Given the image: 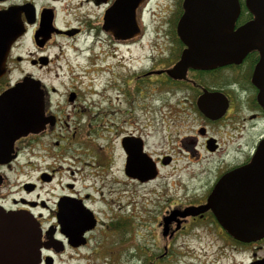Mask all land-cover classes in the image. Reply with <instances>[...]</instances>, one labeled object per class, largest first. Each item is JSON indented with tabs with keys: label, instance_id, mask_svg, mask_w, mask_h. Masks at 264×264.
Here are the masks:
<instances>
[{
	"label": "flooded vegetation",
	"instance_id": "obj_1",
	"mask_svg": "<svg viewBox=\"0 0 264 264\" xmlns=\"http://www.w3.org/2000/svg\"><path fill=\"white\" fill-rule=\"evenodd\" d=\"M183 1L0 0V212L38 223L39 264H68L66 255L115 264L107 245L132 227L127 211L138 193L157 180L166 186L177 172L196 181L184 189L191 198L160 212L157 252L144 264L175 259L180 238L203 226L235 261L264 264V236L234 239L210 211L169 219L204 205L217 181L248 165L264 141V106L252 83L257 51L239 64L188 68L183 79L166 74L186 48L177 34ZM237 1L234 29L253 19ZM69 52L84 64H63ZM25 79L38 84L39 101L34 116L19 118L32 129L15 133L10 91Z\"/></svg>",
	"mask_w": 264,
	"mask_h": 264
},
{
	"label": "water",
	"instance_id": "obj_2",
	"mask_svg": "<svg viewBox=\"0 0 264 264\" xmlns=\"http://www.w3.org/2000/svg\"><path fill=\"white\" fill-rule=\"evenodd\" d=\"M245 6L253 19L234 29L239 15L237 0H184L177 34L186 48L166 74L174 79H183L188 68L207 70L239 64L249 52L257 51L259 59L252 83L258 89L259 103L264 106V0H245ZM10 94L15 133L22 129L31 130L32 124L28 121L20 124L19 118L34 116L30 110L37 108L38 84L25 79ZM206 98L199 99L198 104L201 106ZM202 110L207 114L203 107ZM149 171L146 180L154 177L151 167ZM208 211L234 239L250 243L264 236V141L248 165L227 173L217 181L204 205L174 210L169 219L202 217ZM84 220L87 225L86 216ZM164 221L166 223L167 219ZM94 222L92 219L89 229ZM82 234L83 227L72 237L77 241ZM41 238L42 231L31 215L0 212V264H39ZM80 243L84 244L82 239L75 245Z\"/></svg>",
	"mask_w": 264,
	"mask_h": 264
},
{
	"label": "rangeland",
	"instance_id": "obj_3",
	"mask_svg": "<svg viewBox=\"0 0 264 264\" xmlns=\"http://www.w3.org/2000/svg\"><path fill=\"white\" fill-rule=\"evenodd\" d=\"M131 54L133 56L142 55L140 52H132ZM74 58V54L69 52L63 64L67 62V59L73 66L79 63L84 64V59L81 57ZM58 73L63 79L66 78L68 75L67 68L61 69ZM52 76L54 74L51 73L50 78ZM179 167L180 164L177 165L178 169ZM164 175H171V170L165 171ZM195 183V180H189L182 173L177 172L169 178L166 186L163 180H157L145 186L144 192L138 193L136 206L130 207L127 211V214L133 217L132 227L126 230L128 232L125 235L113 239L112 243L107 245L113 252L114 263L144 264L145 257L155 254L160 241V234L157 229L160 212L168 202H187L191 196L184 195V189L195 186ZM208 228V226L193 228L190 235L182 236L177 244L176 258L159 264H240L241 261H235L231 249H223L224 247L228 248L226 243L215 235V231H210ZM205 230H209V233H204ZM85 252L87 250L82 251L83 254ZM64 258L68 264H75L76 262L87 264L81 260L82 255H66ZM241 260L243 261V258Z\"/></svg>",
	"mask_w": 264,
	"mask_h": 264
}]
</instances>
